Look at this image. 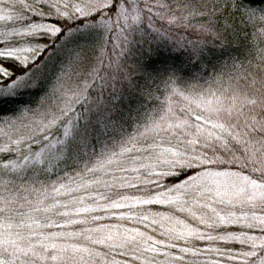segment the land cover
I'll return each mask as SVG.
<instances>
[{
  "label": "snow or ice",
  "instance_id": "snow-or-ice-1",
  "mask_svg": "<svg viewBox=\"0 0 264 264\" xmlns=\"http://www.w3.org/2000/svg\"><path fill=\"white\" fill-rule=\"evenodd\" d=\"M0 264H264V0H0Z\"/></svg>",
  "mask_w": 264,
  "mask_h": 264
}]
</instances>
